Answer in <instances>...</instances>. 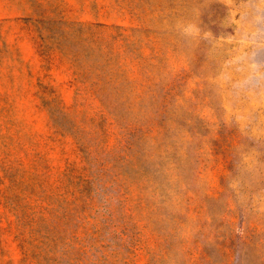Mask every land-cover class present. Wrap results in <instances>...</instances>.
Wrapping results in <instances>:
<instances>
[{"label":"rangeland","instance_id":"374dc122","mask_svg":"<svg viewBox=\"0 0 264 264\" xmlns=\"http://www.w3.org/2000/svg\"><path fill=\"white\" fill-rule=\"evenodd\" d=\"M0 264H264V0H0Z\"/></svg>","mask_w":264,"mask_h":264}]
</instances>
